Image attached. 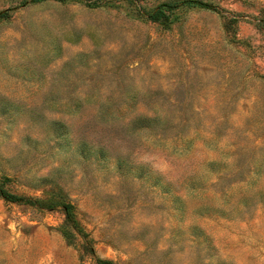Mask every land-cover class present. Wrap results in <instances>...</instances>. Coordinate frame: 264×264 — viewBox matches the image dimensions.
<instances>
[{
    "label": "rangeland",
    "instance_id": "374dc122",
    "mask_svg": "<svg viewBox=\"0 0 264 264\" xmlns=\"http://www.w3.org/2000/svg\"><path fill=\"white\" fill-rule=\"evenodd\" d=\"M0 186V264H264V0H0Z\"/></svg>",
    "mask_w": 264,
    "mask_h": 264
},
{
    "label": "trees",
    "instance_id": "16d2710c",
    "mask_svg": "<svg viewBox=\"0 0 264 264\" xmlns=\"http://www.w3.org/2000/svg\"><path fill=\"white\" fill-rule=\"evenodd\" d=\"M159 15H162V12L158 11L155 16H159ZM5 194V191L2 189V187L0 186V195H3L4 196Z\"/></svg>",
    "mask_w": 264,
    "mask_h": 264
}]
</instances>
